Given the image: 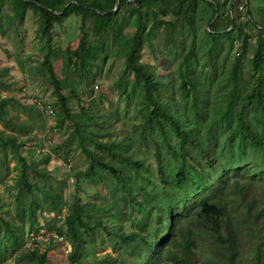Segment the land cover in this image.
<instances>
[{"label":"rangeland","instance_id":"374dc122","mask_svg":"<svg viewBox=\"0 0 264 264\" xmlns=\"http://www.w3.org/2000/svg\"><path fill=\"white\" fill-rule=\"evenodd\" d=\"M245 1L226 0L225 6L214 14L211 22L216 19L218 26L222 28L214 41L205 32V28H208L207 6L204 4V7H197L198 13L203 16L197 30L199 63L195 69L199 74L206 75L205 80L210 85L208 97L211 99L212 109L222 103L223 74L239 55L244 82L249 78V56L259 33L258 28L262 26L253 19L247 21ZM161 4L150 2L143 8L145 29L149 30L144 33L138 52L142 61L160 65L168 72L176 68L180 56L175 51L164 48L163 37L166 32L163 26L151 30L152 11L158 12L163 18L172 17L170 14H161ZM250 4L255 17L259 14L264 24L263 0H250ZM228 7L231 22L227 21ZM133 15L131 5L121 7L116 20L118 33L106 35L103 54L92 61L89 77L82 82H78L76 73L68 69L64 59V49L67 46L74 47L80 35V15L72 11L54 24L51 31L55 52L53 68L67 86L62 89L64 94L72 87L78 92V97L73 96L67 100L69 111L66 112L53 93L48 69L41 65L45 50L44 40L39 34L42 20L39 9L27 7L12 18L7 4L0 3V128L24 141L26 146L21 148V154L34 167L30 166L27 173L40 186L39 189L29 191L17 183V155L9 147L0 145V264H23L17 257L18 252L30 246L38 247L39 251L47 250L46 264H76L69 257L73 244L64 230L66 203L76 196L82 203L88 204L83 219L92 226L88 233L83 231L82 225L78 227V232L85 238L80 248V264H113L110 257L118 258L121 254L130 257L122 252L118 236L134 229L128 210L122 208L120 211L113 207L111 195L99 175L81 172L85 169L88 158L75 129L78 126L89 131L92 126L95 127L90 122L96 118V113H106V127H95L99 134L94 138L124 139L126 133L132 131L135 124L143 118L145 104L142 90L132 70L127 69L119 82L125 69L122 53V47L126 43L124 37L126 32L133 29ZM234 20L241 23L247 31L249 36L246 43L232 28ZM182 38L188 43L191 35L185 33ZM158 56L161 57L159 61ZM172 76L174 77L173 74ZM71 81L75 85H70ZM169 94L174 99L179 96L174 87ZM34 97L49 104L45 107H31ZM181 101L184 112L188 113V120L192 121L189 126L199 127L205 133L208 124L192 120L189 99L187 101L181 98ZM81 106L86 109L87 118L90 117L88 122L80 111ZM209 111L211 112L210 109ZM12 122L24 124L31 130L28 131L27 127L19 129ZM104 129L109 134L99 136ZM215 129L217 159L208 161L201 158L192 145L188 147L185 157H175L170 153L164 156L163 168L167 182L162 184L158 181L155 184L159 194L155 197L157 202L150 229H155L156 217L168 211V204L171 205L170 211L173 214L183 217L189 211L193 217L198 203L207 198L224 197L240 241L237 264H257V246L262 249L259 262L264 264V150L242 148L241 152H237L235 147L228 145L219 128ZM72 135L74 137L70 138ZM168 136L171 146L178 151L179 138L172 131H169ZM86 139L84 143L87 147L94 148V142ZM48 144L51 145L48 147L49 151ZM134 155L137 157L138 153ZM66 157L72 161L70 168L64 162ZM141 157L151 167L152 171L148 175L155 177L158 167L154 153L142 154ZM70 173L72 179L69 177ZM244 184L245 188H241ZM53 197L60 200L57 207L52 202ZM6 224L15 232V240H12ZM59 234L63 238H57L56 235ZM151 234L154 238L155 232ZM197 236L193 259L196 264H227L218 250V244L208 233L200 230ZM152 243L153 250L157 251L159 242L153 239ZM149 258L150 255L145 253L144 264H151Z\"/></svg>","mask_w":264,"mask_h":264},{"label":"trees","instance_id":"16d2710c","mask_svg":"<svg viewBox=\"0 0 264 264\" xmlns=\"http://www.w3.org/2000/svg\"><path fill=\"white\" fill-rule=\"evenodd\" d=\"M2 2L7 4L12 18L27 7L39 9L42 17L39 34L44 40L43 49L45 50L41 65L48 69L53 93L66 112L69 111L67 100L73 96L78 97V92L75 87H72L68 93L64 94L62 89L67 86L63 84L53 68L55 52L51 31L54 24L60 22L64 15L72 11L80 15V35L74 47L67 46L64 49V59L68 69L76 73L78 82H82L89 77L92 61L103 54L106 35L118 33L116 20L121 7L128 4L132 6L134 26L126 32L124 37L126 43L122 47V53L125 58V69L119 77V82L125 71L131 69L142 90L145 104L143 118L135 124L132 131L126 133L124 139L127 140L94 138L99 134L95 127H106V113H96V118L90 122L95 127L92 126L89 131L80 129L78 126L75 129L78 133V141L82 144L88 158V163L81 172L101 177L111 195L113 207L120 211L126 208L134 226V229L118 235L121 239L122 252L129 254L130 257L121 254L118 258H110L113 264H144L145 253H148L151 264H196L193 260L194 251L197 248V234L202 230L218 244V250L227 264H237L240 241L224 197L207 198L198 203L193 217L189 211L185 212L186 215L183 217L173 214L170 211L171 205L168 204V211L156 217L155 229L150 228L157 202L155 197L159 194L155 184L158 181L162 184L167 182L163 168V159L166 154L185 157L188 154V147L192 145L198 150L201 158H206L208 161L217 159L214 145L217 138L215 127L219 128L228 145L235 147L237 152H241L242 148L254 151L264 150V24L259 14L255 17L250 0L245 1L247 21L253 19L262 27H257L259 33L252 47V54L249 56V78L245 83L244 70L240 64L241 55H239L228 71L223 74L222 103L214 109L208 97L210 85L205 80L206 75L199 74L195 69L199 63L197 30L203 16L198 13L197 7H204L206 4L208 28H205V32L214 41L222 28L218 26L216 19L212 22L211 20L214 14L225 6L226 0H132L130 2L128 0H0V3ZM150 2L162 3L161 14L172 16L163 18L158 12L152 11L151 30L154 27L158 29L163 26L166 32L163 37L164 48L175 51L180 56L176 68L168 72L164 71L160 65L147 63L139 58L138 48L143 42L144 33L149 30L145 29L143 8ZM229 9L228 7L226 15L229 16L227 21L231 22ZM232 23V28L246 43L249 36L247 31L241 23L235 20ZM185 33L191 35L188 43L182 38ZM160 58L158 56L157 60L159 61ZM172 74L179 79L175 80ZM69 84L75 85V82L71 81ZM172 87L178 90L179 96L176 99L169 94ZM181 98L187 101L189 99L192 120L196 119L208 124L205 133L199 127L189 126V122L192 121L188 120V113L184 112ZM46 104L49 103L41 98L31 101V107H45ZM80 111L86 116L87 111L84 106L80 107ZM87 117H85L86 122L90 119ZM12 124L19 129L27 127L28 131L31 130L24 124L13 122ZM169 131L179 138L178 151L170 144ZM106 134L108 135L109 131L104 129L99 136ZM86 138L94 142V148L87 147L84 143ZM65 144H67L66 141ZM0 145L9 147L17 155L16 164L19 174L17 183L29 191L39 189L37 181L27 173L30 166L34 168L33 165L27 163L21 154V148L26 146L24 141L18 140L16 135L0 128ZM50 146L47 145L48 151ZM150 152L154 153L158 167L155 177L148 175V172L152 171L151 167L145 163V158L141 157L142 154L147 155ZM134 153H138L137 157ZM64 162L66 165L69 163V168L71 167L72 161L69 157H66ZM179 173L180 171L177 175ZM69 177L73 178L71 173ZM245 186L244 184L241 188ZM58 201L60 200L53 197L52 202L55 207L58 206ZM86 206L88 204L82 203L77 196L66 203L64 230L73 244L69 257L76 264H80V248L85 242L82 233L78 232V227L82 225L86 233L92 228L83 219ZM126 218L128 217H124ZM6 227L12 240H15V232L10 229L9 224H6ZM151 231L155 232L154 238ZM56 237L63 238L62 234ZM153 239L159 242L157 251L152 248ZM18 253L17 257L23 264H46L48 261L47 250L39 251L36 246L23 248ZM261 255L262 249L257 246L255 251L257 264H261L259 262Z\"/></svg>","mask_w":264,"mask_h":264},{"label":"built area","instance_id":"2783aa9c","mask_svg":"<svg viewBox=\"0 0 264 264\" xmlns=\"http://www.w3.org/2000/svg\"><path fill=\"white\" fill-rule=\"evenodd\" d=\"M34 100H37V97H34ZM67 166L69 167V163L67 164ZM59 238H61V237H59Z\"/></svg>","mask_w":264,"mask_h":264}]
</instances>
